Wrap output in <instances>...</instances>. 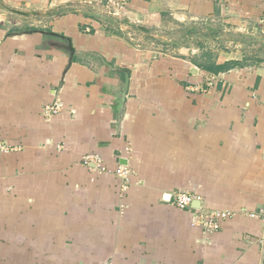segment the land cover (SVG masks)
I'll list each match as a JSON object with an SVG mask.
<instances>
[{"label": "crops", "instance_id": "1", "mask_svg": "<svg viewBox=\"0 0 264 264\" xmlns=\"http://www.w3.org/2000/svg\"><path fill=\"white\" fill-rule=\"evenodd\" d=\"M263 16L264 0H0V264H264V56L241 39ZM203 211L230 214L205 233Z\"/></svg>", "mask_w": 264, "mask_h": 264}, {"label": "built area", "instance_id": "2", "mask_svg": "<svg viewBox=\"0 0 264 264\" xmlns=\"http://www.w3.org/2000/svg\"><path fill=\"white\" fill-rule=\"evenodd\" d=\"M95 2L105 6H110L111 8H114L116 5L119 4V0H95ZM112 13L114 14L113 10ZM260 22L264 24V16L261 17ZM58 107L59 104H56L55 106L46 107V111H48L49 109L52 111H56ZM87 157L90 158L91 155ZM95 157L97 160L100 161V158L98 159V156ZM116 173L125 174L126 169L124 167H118L116 169ZM198 199H200L199 195L188 191H177L173 194L174 204L180 209H184L185 207L189 206L192 201ZM229 214V211H203L198 216V225L202 228V230H204L205 233H212L220 227L219 217H226ZM257 215L261 216L264 219V208H260L259 213Z\"/></svg>", "mask_w": 264, "mask_h": 264}, {"label": "water", "instance_id": "3", "mask_svg": "<svg viewBox=\"0 0 264 264\" xmlns=\"http://www.w3.org/2000/svg\"><path fill=\"white\" fill-rule=\"evenodd\" d=\"M74 12H77V13H82V14H86V15H89V16H93V17H96L102 21H107V22H110V23H116V24H119V21L116 17H113V16H109L108 14H105V13H100V12H97V11H94V10H89V9H74ZM124 27H132V25L128 22H123L122 24ZM244 36L246 37H249V38H253V39H257V36L255 35H251V34H243ZM149 37L153 38V39H156V40H159L160 42L162 43H168V44H171V45H179V41H176L170 37H167V36H164V35H160V34H157V33H150L148 34ZM259 40H264V37L263 38H258ZM66 49H69L70 50V53H71V56L73 54V47H72V44L70 42V40L68 39V44L64 46ZM70 56V57H71ZM71 60V58H70ZM123 72L125 73V81H124V85H123V88H122V91L119 93L118 95V100H119V103H118V107H119V111H120V114L122 115V112H123V108H124V102H125V95H126V92H127V88H128V81H129V72L127 70H123ZM192 205L194 206H198V201L194 200L191 202Z\"/></svg>", "mask_w": 264, "mask_h": 264}, {"label": "rangeland", "instance_id": "4", "mask_svg": "<svg viewBox=\"0 0 264 264\" xmlns=\"http://www.w3.org/2000/svg\"><path fill=\"white\" fill-rule=\"evenodd\" d=\"M208 37H211V36H208ZM173 38H176V39H180V38H182V37H173ZM238 38H240V37H238ZM227 39H229V37H227L226 39H224V40H227ZM182 40H184V39H182ZM202 41H204L206 44H207V41H206V39H204L202 36H200L199 38H196V39H194V41L193 40H191V41H189V43H191V44H198V43H200V42H202ZM254 41V44H253V49H254V51L256 52V54H263V56H264V45H262L261 44V42L260 41H262V40H259L258 38L257 39H255V40H253ZM252 41V42H253ZM258 41V42H257ZM185 42H186V40H185ZM264 44V43H263ZM195 46V45H194Z\"/></svg>", "mask_w": 264, "mask_h": 264}, {"label": "trees", "instance_id": "5", "mask_svg": "<svg viewBox=\"0 0 264 264\" xmlns=\"http://www.w3.org/2000/svg\"><path fill=\"white\" fill-rule=\"evenodd\" d=\"M244 38H247V37L244 36V37H242L241 39L245 40ZM245 41H249V40H245ZM245 41H244V42H245ZM251 42H252V40H251ZM227 64L230 65V64H237V63H236V62H235V63H234V62H228ZM203 68L206 69V70L215 71V70H212V69H211L210 67H208V66H203Z\"/></svg>", "mask_w": 264, "mask_h": 264}]
</instances>
